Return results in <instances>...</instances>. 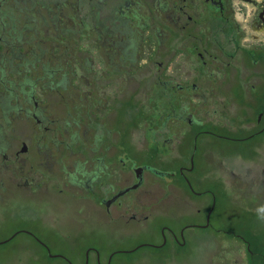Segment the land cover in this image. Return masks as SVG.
<instances>
[{
	"label": "flooded vegetation",
	"instance_id": "obj_1",
	"mask_svg": "<svg viewBox=\"0 0 264 264\" xmlns=\"http://www.w3.org/2000/svg\"><path fill=\"white\" fill-rule=\"evenodd\" d=\"M257 134L264 143V0H0V202L64 193L98 224H128L179 189L185 207L211 194L208 228L218 198L194 188L185 141ZM241 161L231 175L258 192L264 171ZM241 230L235 263L264 264V222ZM184 232L166 226L159 244ZM114 254L87 247L83 264Z\"/></svg>",
	"mask_w": 264,
	"mask_h": 264
},
{
	"label": "rangeland",
	"instance_id": "obj_2",
	"mask_svg": "<svg viewBox=\"0 0 264 264\" xmlns=\"http://www.w3.org/2000/svg\"><path fill=\"white\" fill-rule=\"evenodd\" d=\"M157 40H163L160 34ZM255 117L253 115V121ZM204 120L217 121L213 106ZM261 137L257 134L243 140H229L202 135L195 149H192L191 138L185 141L186 153L193 155L195 170L190 178L194 188H211L218 198L208 228L198 223L204 220L210 193L200 197L190 194L193 206L185 207L180 200V190L174 189L146 221L127 224L108 220L102 225L96 222L95 215L70 201L64 193L35 202L21 197L5 198L0 202V242L5 241L0 243V264H83L87 247L97 249L102 259L115 252L110 264H236L235 258L243 261V247L232 234L235 231L243 233L241 228L245 223L264 222V209L260 207L264 200V184L257 192L259 183L246 187L230 170L242 163L243 157L252 167V174L260 179L258 175L264 171ZM146 177L150 176L146 174ZM196 207H199L198 212ZM166 226L178 236L181 228L184 229L186 242L178 245L168 234V242L159 244L160 230ZM19 230L30 231L36 238L25 232L11 235ZM61 233L66 234L61 236ZM40 242L56 256L49 257ZM89 257L93 262L94 253L90 252Z\"/></svg>",
	"mask_w": 264,
	"mask_h": 264
},
{
	"label": "water",
	"instance_id": "obj_3",
	"mask_svg": "<svg viewBox=\"0 0 264 264\" xmlns=\"http://www.w3.org/2000/svg\"><path fill=\"white\" fill-rule=\"evenodd\" d=\"M137 175H138V178L141 180V168H139V169H137ZM3 242H5V241H3ZM3 242H0V243H3ZM47 250L49 251V249L47 248ZM49 256H56V255H53V254H49Z\"/></svg>",
	"mask_w": 264,
	"mask_h": 264
}]
</instances>
